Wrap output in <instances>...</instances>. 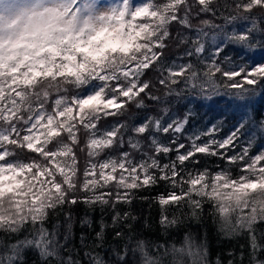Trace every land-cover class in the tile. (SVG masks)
I'll return each instance as SVG.
<instances>
[{
    "label": "snow or ice",
    "instance_id": "6c2138e0",
    "mask_svg": "<svg viewBox=\"0 0 264 264\" xmlns=\"http://www.w3.org/2000/svg\"><path fill=\"white\" fill-rule=\"evenodd\" d=\"M172 25L183 31L173 37ZM170 42L182 49L168 63ZM152 69L165 96L186 102V110L122 120L129 104L163 102L153 95L156 83L144 79ZM199 101L215 102V115L186 135ZM262 102L264 0H0V234L24 241H10L19 249L13 264H25L29 248L50 256L61 245V224H46L80 203L101 210L98 245L113 228L117 244L140 249L122 250L116 264H188L189 235L180 247H148L131 232L136 217L118 210L160 184L165 190L154 200L165 231L182 218H208L227 237L246 234L248 264H264V230H257L264 224ZM80 136L83 175L74 151ZM198 155L224 165L200 168ZM169 208L180 215L169 218ZM64 215L66 233L73 218ZM80 223L92 227L88 215Z\"/></svg>",
    "mask_w": 264,
    "mask_h": 264
},
{
    "label": "trees",
    "instance_id": "16d2710c",
    "mask_svg": "<svg viewBox=\"0 0 264 264\" xmlns=\"http://www.w3.org/2000/svg\"><path fill=\"white\" fill-rule=\"evenodd\" d=\"M162 2V0H157ZM203 18V17H202ZM193 24H197L198 20L193 19ZM217 23L222 21L217 20ZM178 31H183L178 25L170 26V32L173 37L177 35ZM191 35V33H188ZM181 48H178L176 43L169 44V48L166 50V61L171 63L173 59H176L180 55ZM159 71L157 69L148 70L144 79L151 80L156 83V88L153 89V95L160 96L162 98L161 103L150 101L145 98V106L137 108L134 104H129L127 115L121 117L122 120H127L131 124H135L141 120V118L148 115H160L164 116L161 109L168 107L170 109L169 115L175 113L182 116L186 110L181 107V104L186 102L177 101L175 96L166 97V89L158 84ZM216 102L220 101V98H216ZM264 103V102H262ZM210 105L205 107L202 105ZM197 115L193 118L190 125L187 128L186 135L197 129H203L209 120L215 115V102L213 101H199L193 105ZM206 113V115H205ZM167 121V117H165ZM112 123L113 121H107L106 123ZM231 121H227L224 126V134L228 131V125ZM104 125V124H102ZM220 137V136H218ZM261 138L257 136V143H260ZM80 147L75 148L74 151L77 155V162L80 165L81 175H83V168L88 159L86 149V137L80 136ZM81 148L84 150L81 151ZM27 151V150H25ZM259 151V148L256 149ZM252 154H255L253 152ZM174 153L172 154L174 158ZM201 163L200 168L208 166L212 170H217V166H223L224 161L217 157H205L198 155L197 157ZM162 162H167L166 160ZM189 168L192 166L189 165ZM232 172H236L238 166H230ZM165 185L160 184L157 187L149 189L140 193L137 199L134 200L131 206L127 204L118 205V210L131 211L136 217L135 221H129L131 223V232L133 236L147 242L148 247L154 246L156 243H167L169 246L175 245L180 247L183 243L187 244L186 235H189L193 241L194 246L192 249L198 251L199 256L203 258L205 264H248V252L247 237L246 234L239 236L227 237L223 233L219 232L211 219H188L182 218L181 223L177 227H173L165 231L159 224L160 220V206L155 202L154 197L157 193L165 190ZM146 196L148 199H140V196ZM65 213L72 214V225H68L67 232L65 233L64 225ZM88 215L92 220V227L86 225L82 226L80 221ZM105 221L111 224V213L107 210L104 212ZM169 218L173 215H180L174 208L168 210ZM101 218V210L99 208L91 210L87 205L80 203L77 205H66L62 210H58L53 214L51 219L46 224L50 230L52 226L59 222L61 224L60 241L61 245H56L50 248L51 255L47 253L41 257V254L35 250L29 248L24 251L25 264H92L95 258V264H116L117 260L121 256V251L126 250L131 254L136 252L139 254L140 249L128 248L124 240H121L119 244L113 239L114 231L119 229L109 228L105 233L102 244L98 245L94 234L99 231L98 225ZM258 234L264 230V224L257 226ZM127 232V230H125ZM7 237V238H6ZM22 235L20 237H12L7 233L0 234V251L3 252V256L0 259L5 261V264H13V253L19 252L16 243L11 242L14 239H19L23 243ZM264 243V240H261ZM233 253V255H232ZM259 256L264 258V252H260ZM70 258V259H69ZM127 258V257H125Z\"/></svg>",
    "mask_w": 264,
    "mask_h": 264
},
{
    "label": "rangeland",
    "instance_id": "374dc122",
    "mask_svg": "<svg viewBox=\"0 0 264 264\" xmlns=\"http://www.w3.org/2000/svg\"><path fill=\"white\" fill-rule=\"evenodd\" d=\"M110 123H108V124H110ZM101 127H104V125H101ZM160 138L165 143H167L168 140L170 139L169 137H163V136H161ZM220 138L221 137L217 136V139H220ZM181 142H185V141L182 139ZM113 155H115V154H113ZM239 174H240V169L238 167L236 172L233 173V175L235 176V175H239ZM197 260L200 262V264H205V263H203L204 262L203 258L201 256H199L198 251L196 249H192L191 254L188 256V264H195V261H197Z\"/></svg>",
    "mask_w": 264,
    "mask_h": 264
}]
</instances>
